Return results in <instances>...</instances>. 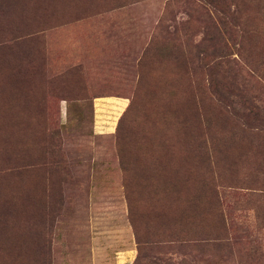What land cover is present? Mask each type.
I'll list each match as a JSON object with an SVG mask.
<instances>
[{
	"label": "rangeland",
	"instance_id": "1",
	"mask_svg": "<svg viewBox=\"0 0 264 264\" xmlns=\"http://www.w3.org/2000/svg\"><path fill=\"white\" fill-rule=\"evenodd\" d=\"M0 264H264V0H0Z\"/></svg>",
	"mask_w": 264,
	"mask_h": 264
},
{
	"label": "crops",
	"instance_id": "2",
	"mask_svg": "<svg viewBox=\"0 0 264 264\" xmlns=\"http://www.w3.org/2000/svg\"><path fill=\"white\" fill-rule=\"evenodd\" d=\"M103 108L101 109L104 112H110L111 108H120L122 103L120 101H113L111 103L101 104Z\"/></svg>",
	"mask_w": 264,
	"mask_h": 264
},
{
	"label": "trees",
	"instance_id": "3",
	"mask_svg": "<svg viewBox=\"0 0 264 264\" xmlns=\"http://www.w3.org/2000/svg\"><path fill=\"white\" fill-rule=\"evenodd\" d=\"M220 26H221V28H223V32H224V29H225V27H226V24L220 22L219 27H220ZM239 69H240V68H239Z\"/></svg>",
	"mask_w": 264,
	"mask_h": 264
}]
</instances>
